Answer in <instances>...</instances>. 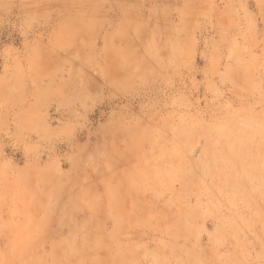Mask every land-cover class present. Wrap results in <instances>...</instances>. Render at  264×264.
I'll use <instances>...</instances> for the list:
<instances>
[{"label":"rangeland","instance_id":"374dc122","mask_svg":"<svg viewBox=\"0 0 264 264\" xmlns=\"http://www.w3.org/2000/svg\"><path fill=\"white\" fill-rule=\"evenodd\" d=\"M0 264H264V0H0Z\"/></svg>","mask_w":264,"mask_h":264}]
</instances>
